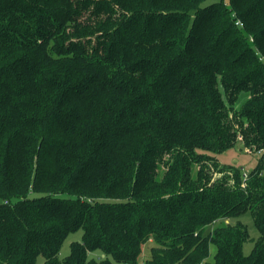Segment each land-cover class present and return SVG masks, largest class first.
Returning <instances> with one entry per match:
<instances>
[{
    "label": "trees",
    "instance_id": "16d2710c",
    "mask_svg": "<svg viewBox=\"0 0 264 264\" xmlns=\"http://www.w3.org/2000/svg\"><path fill=\"white\" fill-rule=\"evenodd\" d=\"M208 1L0 0V264H264V0Z\"/></svg>",
    "mask_w": 264,
    "mask_h": 264
},
{
    "label": "rangeland",
    "instance_id": "374dc122",
    "mask_svg": "<svg viewBox=\"0 0 264 264\" xmlns=\"http://www.w3.org/2000/svg\"><path fill=\"white\" fill-rule=\"evenodd\" d=\"M212 1H217V0H209L208 2H212ZM225 1L228 2V0ZM249 38L252 40L251 35ZM261 153H263V151L251 152L250 149H247L241 143H238L234 147L229 148L226 151L218 154V158L222 163L234 164L236 166L241 167L244 173L246 174L255 167L259 157L261 156ZM196 172H197L196 167H194V171H193L194 176L196 175ZM238 220L244 223L248 227L250 233V238L245 242L244 245V252L246 254H249L253 249L255 241L259 238L260 233L255 225L253 215L251 214L250 211L244 213L238 218L230 219L231 222H237ZM82 235H83V229H79L78 231L72 232L68 235L60 251L61 258H64L67 255H69L71 251V243L74 241H80ZM149 247L150 245H146L144 247V251L140 258L141 264H143L144 260L150 256ZM213 251L215 252V248H213ZM44 261L45 258L43 256H39L37 264H44Z\"/></svg>",
    "mask_w": 264,
    "mask_h": 264
},
{
    "label": "built area",
    "instance_id": "2783aa9c",
    "mask_svg": "<svg viewBox=\"0 0 264 264\" xmlns=\"http://www.w3.org/2000/svg\"><path fill=\"white\" fill-rule=\"evenodd\" d=\"M178 264H184V263H178Z\"/></svg>",
    "mask_w": 264,
    "mask_h": 264
}]
</instances>
